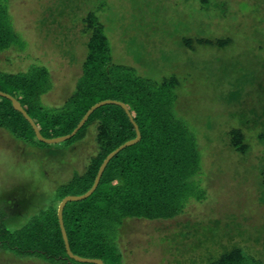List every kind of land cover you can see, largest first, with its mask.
Wrapping results in <instances>:
<instances>
[{"label":"trees","instance_id":"trees-1","mask_svg":"<svg viewBox=\"0 0 264 264\" xmlns=\"http://www.w3.org/2000/svg\"><path fill=\"white\" fill-rule=\"evenodd\" d=\"M14 1L0 0V57L4 56L0 58V91L21 103L40 133L47 138L71 134L87 111L104 100L127 105L141 133L139 142L119 150L110 159L96 189L87 198L68 202L64 207L63 222L72 252L101 259L103 264H123L119 244L131 221L175 220L171 231L166 225L157 228L162 231L152 247L156 249L154 257L158 264H264V211L257 217L249 215L247 207L254 201L244 200L243 207L240 205L243 212L236 214L229 207L217 214L216 196L206 180L207 149L198 133L202 117L198 115L192 120V109L200 99L184 98L185 93L196 92L189 71L178 72L176 63L168 74H143L137 67L118 61L107 31V26L116 22L117 13L133 21L137 14L142 18L145 15L147 24L142 25L141 20L140 36L147 26L161 36H176L177 49L188 53L180 61L186 69L187 65L193 67L191 61L200 53L198 48L203 47L213 53L206 62L211 65L220 58L218 53L240 55L236 51L239 44L251 51L255 45L264 50V0H52L41 8L35 29L42 40L69 46L66 54L71 56V62L81 64V74L58 92L61 101L52 97L59 82L53 79L50 64L34 51L39 42L25 40L23 31L16 30ZM215 19L224 22L222 28L227 35L216 36L214 27L220 24ZM196 24L198 36H191ZM165 26L174 32L168 33L171 28ZM75 31L81 38L80 61L75 37L71 38L77 34ZM130 35L137 40L136 35ZM139 62L146 66L145 61ZM146 63L150 65L151 61ZM219 68L223 75L227 74L224 66ZM46 96L52 97L53 102L43 104L41 100ZM262 99L259 97V103ZM184 109L192 116H186ZM250 111L242 108L232 114L231 121L220 119L216 122L219 134L210 136L229 157L238 158L228 166L237 176L243 175L242 179L247 181L256 169L252 193L264 207V120L258 123L259 117L250 115ZM0 132L23 147L36 138L30 123L2 96ZM135 137L133 124L121 106L112 103L93 111L70 138L71 143L83 144L82 149L78 148L81 160L70 178L59 173L53 178L57 190L54 200L59 203L78 187L82 188L79 195L85 194L105 158ZM255 143L262 145V151L256 157L257 164L249 167L246 162L251 160ZM60 147H54V152L49 150L46 157H56L54 161L69 167L74 156L64 157L62 151L68 147ZM30 198L19 200L20 212L31 207ZM54 200L20 229L7 232L9 241L3 242V246L16 251L21 245L26 247L30 240V246L41 250L40 255L53 263H58L54 256L61 253L67 262L91 264L77 262L66 254L57 217L58 204ZM3 203L0 220L5 230L7 215L20 212L18 207L9 205L10 200ZM181 216L186 218L180 219Z\"/></svg>","mask_w":264,"mask_h":264},{"label":"rangeland","instance_id":"rangeland-1","mask_svg":"<svg viewBox=\"0 0 264 264\" xmlns=\"http://www.w3.org/2000/svg\"><path fill=\"white\" fill-rule=\"evenodd\" d=\"M50 1L52 0H15L12 5V11L15 13L18 24L17 28L15 27L16 30L20 33L23 31L21 34L25 40L39 42V48L33 49L37 51L36 54H39L43 61L50 64L53 79L59 82V86L55 89L57 93H53L55 96L52 94V97L54 99L56 97L58 101H61L62 95L58 92L60 89L63 91V87H67L68 83L72 82V78L78 77L81 74V64L71 62V56L66 54V51L70 50L69 46L60 45L58 41L52 42L50 39L42 40L35 29L36 22L42 11L41 8L50 4ZM143 18L137 14L135 21H133L117 13L116 22L107 26L109 39L111 45L114 47V53L118 61L137 67L143 74L149 75L153 71L155 77L170 73L176 63L178 72L180 69H182V71L180 70L182 74L189 71L193 80L191 84L196 85V92L192 91L189 95L185 93L184 98L194 99V101L197 98L200 99L199 103L196 102L195 107L192 109V113L194 114L192 120H195V117L198 115L202 117L198 133L200 134L202 145L207 149L206 180L210 191L216 196L214 205L217 214L229 209V207H231L229 210L236 214L243 212L240 205L242 206L245 200L255 202L249 205L247 210L249 211V215L253 214L257 217L264 211V207L257 203L256 197L252 193L255 191L253 177L256 174V169H254V174L248 175L247 181L242 179L243 175L237 176L234 170L228 166L232 160L238 158L235 156L229 157L226 150L222 151L219 142L214 140L215 138L210 135L219 134L220 132L216 122H219L220 119L225 122L231 121L232 114H235L242 108H247L250 111V108L253 109L255 107L254 111H250V115L259 117L258 123L264 120V117H262V108H264V94L262 92L264 88V50H260L255 45V49L251 51L248 47L239 44L236 51L239 54L241 53L240 55L221 52L217 54V58L218 56L220 58L214 64L207 65L206 62L212 59L213 53L210 50L199 47L200 53L191 61L193 67L191 68L186 64L189 68L186 69L185 65H182L183 62L181 63L180 61L188 53L185 50L177 49L175 44L176 36L169 38V35L165 34L162 37L161 34H157L158 32L149 31V26H147V30H143V34L141 35L143 38L139 39L141 36L138 29L141 27V20L143 21L142 25L147 24V17L144 15ZM215 20L220 24L214 27L216 36H220L221 34L227 35L226 30L222 28L224 22L219 19ZM198 28L199 25L193 28L190 32L191 36H198ZM168 31V33L174 32L173 28ZM75 33L77 32L75 31ZM130 34L136 35L137 40L134 41L133 35ZM73 37H75V48L79 57L78 61H80L82 49L79 45L81 38L79 37V33L71 36V38ZM152 49L155 51L152 52ZM36 54L33 53L32 55L35 56ZM231 54L234 56H231ZM0 58L2 60L4 56L1 55ZM139 60L145 61L144 64L146 66H140L142 63L140 64ZM148 60L151 61L150 65L146 63ZM235 61H238V64H235ZM154 63L157 65L156 68L154 67ZM221 66H224L225 73L227 74L223 75L221 73V68H219ZM4 67L8 68L9 66L4 64ZM52 97H43L41 102L43 104L52 103ZM259 97L263 98L261 103H259ZM198 111L199 113H197ZM184 113L186 116H192L188 109H184ZM211 122H213V125ZM252 126L253 124L249 128ZM225 129L228 128L226 127ZM42 136L47 138L44 135ZM47 139L51 138L48 137ZM78 145V143H71L70 139L49 144L36 137L32 138L30 143H26V147H23L17 145V141L0 132V207L4 205L3 201L10 200L9 205L18 207L19 209V200L23 197L29 198L30 196V205L31 207L34 206V209L28 206L21 212L19 209L18 212L20 213H17L19 215L6 214L8 216V227L5 230L1 226L0 220V231H3L0 234V264H74L73 262L63 260L61 253H57L54 256L57 261L59 260L58 263H53L40 255L43 253L41 250L39 251L35 247L30 246V240L26 244V247L21 245V249H17L16 251L9 247H4L3 242L9 241L7 232L10 233L20 229L32 219V215H35L42 208L46 209L51 201L54 200L57 190L54 188L53 178H57L58 173L70 178L77 171L78 166L76 165L81 160L78 148L82 149L83 144ZM66 146L68 147L67 150L64 149L62 151L63 153L65 152L64 157L69 158V155L72 154L74 156L70 161L69 167H64V162L54 161L56 157L53 159L46 157L49 150L54 152V147L63 148ZM261 151L262 145H256L255 143L254 151L250 154L249 158L251 160L247 161L246 165L252 167L251 165L257 164L256 157ZM215 155L217 156L216 158H214ZM47 173L49 176L45 175ZM75 189L67 196H77L82 192V188L80 187ZM247 194L250 195V198ZM54 202L58 204V208L60 202L58 203L57 199ZM5 212L8 213L9 210H5ZM208 214L210 213L208 212ZM185 218V216L180 217V219ZM130 224L131 226L122 233V240L120 239L119 252L123 256L120 262L123 264H158L159 262L154 257L156 249L152 247L153 243L157 242L162 231L157 228L166 225L167 230L171 231L175 228V220L147 223L135 219Z\"/></svg>","mask_w":264,"mask_h":264},{"label":"water","instance_id":"water-1","mask_svg":"<svg viewBox=\"0 0 264 264\" xmlns=\"http://www.w3.org/2000/svg\"><path fill=\"white\" fill-rule=\"evenodd\" d=\"M0 96L7 98L8 100H10L12 102V106L13 108L20 112L24 118L30 123L32 129L34 130V133L37 137V139L45 142V143H49V144H54V143H58V142H62L65 141L67 139H70L72 136H74L78 130L83 126V124L86 122V120L88 119V117L91 115V113L93 111H95L97 108L103 106V105H107V104H117L119 106H121L124 111L126 112L127 116L129 117L131 123L133 124V127L135 129L136 132V137L134 139H131L129 141H127L125 144L121 145L119 148H117L116 150H114L113 152H111L103 161V163L101 164L98 173L96 175V178L94 180V183L92 185V187L83 195H79V196H66L62 199V201L60 202V205L57 208V217H58V222H59V226H60V231L62 234V239L64 242V247H65V251L66 254L68 255L69 258L77 261V262H81V263H91V264H103V261L101 259H97V258H85V257H81L79 255H76L72 252L71 248H70V244H69V240H68V236H67V232L66 229L64 227V222H63V210L64 207L66 206V204L68 202H75V201H81L85 198H87L97 187L99 180L101 178V175L107 165V163L110 161V159L119 152L120 149H123L129 145L135 144L137 142H139V140L141 139V133L140 130L138 128V125L136 124V122L134 121L129 108L127 107V105H125L124 103L120 102V101H114V100H104L101 101L99 103H96L94 106H92L87 113L84 115V117L81 119V121L78 123V125L76 126V128L72 131L71 134L65 135V136H61V137H56V138H51V139H47L44 138L42 136V134L40 133L37 125L34 123V121L31 119V117L27 114V112L24 110V108L22 107L21 103L14 98L13 96L1 92L0 91Z\"/></svg>","mask_w":264,"mask_h":264},{"label":"bare ground","instance_id":"bare-ground-1","mask_svg":"<svg viewBox=\"0 0 264 264\" xmlns=\"http://www.w3.org/2000/svg\"><path fill=\"white\" fill-rule=\"evenodd\" d=\"M125 144V143H124ZM121 150V149H120Z\"/></svg>","mask_w":264,"mask_h":264}]
</instances>
